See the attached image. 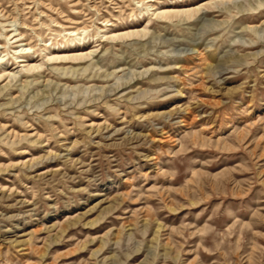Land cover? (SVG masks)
<instances>
[{"label": "rangeland", "instance_id": "rangeland-1", "mask_svg": "<svg viewBox=\"0 0 264 264\" xmlns=\"http://www.w3.org/2000/svg\"><path fill=\"white\" fill-rule=\"evenodd\" d=\"M0 264H264V0H0Z\"/></svg>", "mask_w": 264, "mask_h": 264}, {"label": "bare ground", "instance_id": "bare-ground-1", "mask_svg": "<svg viewBox=\"0 0 264 264\" xmlns=\"http://www.w3.org/2000/svg\"><path fill=\"white\" fill-rule=\"evenodd\" d=\"M13 22H14V21H13ZM20 37H21V35H20ZM13 38H15V36H14ZM20 40H21V39L16 40V41H14V43H18V42H20Z\"/></svg>", "mask_w": 264, "mask_h": 264}]
</instances>
